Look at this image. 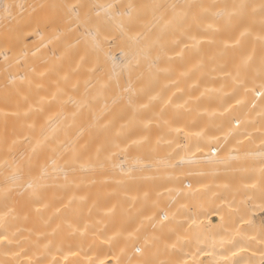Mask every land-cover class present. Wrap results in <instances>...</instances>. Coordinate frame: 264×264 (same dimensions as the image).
<instances>
[{
  "label": "bare ground",
  "instance_id": "6f19581e",
  "mask_svg": "<svg viewBox=\"0 0 264 264\" xmlns=\"http://www.w3.org/2000/svg\"><path fill=\"white\" fill-rule=\"evenodd\" d=\"M0 236V264H264V0H0Z\"/></svg>",
  "mask_w": 264,
  "mask_h": 264
},
{
  "label": "rangeland",
  "instance_id": "374dc122",
  "mask_svg": "<svg viewBox=\"0 0 264 264\" xmlns=\"http://www.w3.org/2000/svg\"><path fill=\"white\" fill-rule=\"evenodd\" d=\"M15 1V3L16 4H19V5H29V6H31V5H36V7H38V6H41V5H43V3H44V1L45 0H14ZM247 128V127H246ZM250 175V174H249ZM248 174L246 175V177L247 176H249ZM243 181H245V183H242V185H246L245 187L243 186L242 187V185L239 183V184H237L238 186L239 185H241L240 187L243 189V190H245L247 187H249L248 185L250 184V182L252 181H250V179H252V177H250L249 179L248 178H246L245 179V176H243ZM249 180V181H248ZM248 181V183H246ZM252 185V183L250 184V186ZM248 189V188H247ZM241 190V189H240Z\"/></svg>",
  "mask_w": 264,
  "mask_h": 264
},
{
  "label": "snow or ice",
  "instance_id": "6c2138e0",
  "mask_svg": "<svg viewBox=\"0 0 264 264\" xmlns=\"http://www.w3.org/2000/svg\"><path fill=\"white\" fill-rule=\"evenodd\" d=\"M10 8H11V5H4V10H5V12H9V14H10ZM4 239V237H2V236H0V240H3Z\"/></svg>",
  "mask_w": 264,
  "mask_h": 264
}]
</instances>
